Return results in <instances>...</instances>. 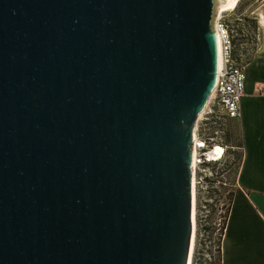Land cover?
<instances>
[{
    "label": "water",
    "instance_id": "obj_1",
    "mask_svg": "<svg viewBox=\"0 0 264 264\" xmlns=\"http://www.w3.org/2000/svg\"><path fill=\"white\" fill-rule=\"evenodd\" d=\"M214 0H0V264H186Z\"/></svg>",
    "mask_w": 264,
    "mask_h": 264
},
{
    "label": "crops",
    "instance_id": "obj_2",
    "mask_svg": "<svg viewBox=\"0 0 264 264\" xmlns=\"http://www.w3.org/2000/svg\"><path fill=\"white\" fill-rule=\"evenodd\" d=\"M257 42L242 64L240 163L219 243V264H264V2L254 12Z\"/></svg>",
    "mask_w": 264,
    "mask_h": 264
},
{
    "label": "rangeland",
    "instance_id": "obj_3",
    "mask_svg": "<svg viewBox=\"0 0 264 264\" xmlns=\"http://www.w3.org/2000/svg\"><path fill=\"white\" fill-rule=\"evenodd\" d=\"M236 2L232 10L219 13L231 34L232 58L235 62L244 64L252 56L257 42V25L255 23L254 30L250 23L253 20L252 12L264 0H237ZM218 3V0H214L212 16L218 14L216 13ZM199 136L196 140H205L204 152L212 145L221 146L223 156L217 162L202 163L196 172V232L191 264H218V234L222 230L223 216L228 208L240 163V139L236 128L229 122L223 127L211 125L204 134ZM206 227L208 230L204 231Z\"/></svg>",
    "mask_w": 264,
    "mask_h": 264
},
{
    "label": "built area",
    "instance_id": "obj_4",
    "mask_svg": "<svg viewBox=\"0 0 264 264\" xmlns=\"http://www.w3.org/2000/svg\"><path fill=\"white\" fill-rule=\"evenodd\" d=\"M211 31L216 41V84L202 112L196 119L194 139L204 134L211 125L223 127L225 123L240 119V101L243 96L244 75L242 64L235 62L232 58L231 34L227 26L223 23L221 14H216L214 17L212 16ZM204 141L205 140L200 141L201 147L195 146L196 172L202 163H209L206 161L207 158L205 155L207 152L214 149V145H212L210 149L204 152ZM206 141H210V139H206ZM219 147L222 151L220 153L221 159L223 156V147ZM222 231L223 229L221 232Z\"/></svg>",
    "mask_w": 264,
    "mask_h": 264
},
{
    "label": "bare ground",
    "instance_id": "obj_5",
    "mask_svg": "<svg viewBox=\"0 0 264 264\" xmlns=\"http://www.w3.org/2000/svg\"><path fill=\"white\" fill-rule=\"evenodd\" d=\"M219 3L217 5L216 13L221 14L219 12H226L232 10L237 0H218ZM214 17V14H213ZM194 131H195V124L192 128V142H191V164H190V238H189V246H188V254L186 264H191V258L194 249V240H195V177H196V167H195V149L196 145L201 147V142L194 139ZM221 149L219 146L214 145V149L210 152H207L205 157L207 158V162H217L220 160V153Z\"/></svg>",
    "mask_w": 264,
    "mask_h": 264
},
{
    "label": "trees",
    "instance_id": "obj_6",
    "mask_svg": "<svg viewBox=\"0 0 264 264\" xmlns=\"http://www.w3.org/2000/svg\"><path fill=\"white\" fill-rule=\"evenodd\" d=\"M243 20H246V19L243 18ZM250 23L252 24V28L255 30V29H256V25H255L254 20L250 21ZM248 60H249V59H248ZM248 60H246L245 63L248 62ZM245 63H244V64H245ZM230 199H231V198H230ZM229 202H230V200H229ZM228 207H229V204H228ZM227 211H228V208L226 209V213H225V215L223 216L222 229H223V226H224V222H225V218H226ZM207 230H208L207 227L204 228V231H207ZM218 235H219V239H218V241H217V243H218V248H217V261H218V264H219V243H220V238H221L222 232L220 231V233H219Z\"/></svg>",
    "mask_w": 264,
    "mask_h": 264
}]
</instances>
